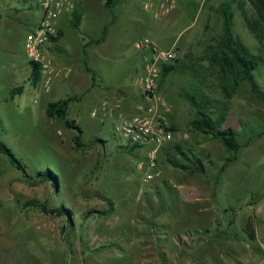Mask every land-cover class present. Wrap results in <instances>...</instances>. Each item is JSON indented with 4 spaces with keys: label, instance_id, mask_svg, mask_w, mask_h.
Returning <instances> with one entry per match:
<instances>
[{
    "label": "rangeland",
    "instance_id": "374dc122",
    "mask_svg": "<svg viewBox=\"0 0 264 264\" xmlns=\"http://www.w3.org/2000/svg\"><path fill=\"white\" fill-rule=\"evenodd\" d=\"M9 1L20 7L26 0ZM105 1H89L81 30L63 23L60 45L65 50L48 51V58L55 64L70 63L82 76H90L81 37L100 36L111 20ZM224 1L176 0L170 13L155 17L154 7L147 9L145 0H119L113 7L119 21L90 63L101 76L100 87L112 91L140 78L142 60L134 44L144 36L156 37L162 44L173 39L176 59L188 61L185 58L192 54L204 60L205 48L221 34L219 6ZM8 3L0 0V13L7 12ZM246 8L251 14L248 0ZM233 11L236 34L251 49L264 48L236 4ZM33 12L41 15L40 8ZM12 20L18 29L8 23ZM146 20L152 25L137 24ZM166 29L164 37L155 32L163 34ZM26 34V24L15 19H7L0 33V135L26 164L24 173L0 153V264H180L179 253L229 255L235 252L234 243L240 242L249 243L250 254H258L257 239H264V101L248 83L238 88L225 123L238 130L243 147L238 159L221 173L225 148L189 125L195 109L182 96V89L192 86L191 72L181 68L170 72L158 93L172 106L174 138L159 150L160 175L146 180L139 166L146 161L148 146L134 151L122 148L123 136L114 129L118 112L111 113L103 104L115 105L100 100L95 106H83L87 99L83 94L71 102L68 118L84 128L85 145L80 148L74 142L76 131L64 119L46 115L49 101L81 94L84 86L54 80L47 91L42 76L34 83L24 48ZM255 75L264 87V65ZM21 85L23 92L12 96L11 90ZM83 107L86 112L96 111L91 116L100 111L106 115L99 123L90 122ZM95 136L107 143L92 145ZM178 146L189 155L193 150L202 156L206 172L191 174L175 167L169 158L185 162ZM48 167L58 176L57 186L51 180L37 182L38 171ZM104 196L114 202V210L105 214L108 201ZM32 200L49 208L64 205L70 216L45 213L30 206ZM248 220L253 223L255 239L247 232ZM240 250L245 252V248Z\"/></svg>",
    "mask_w": 264,
    "mask_h": 264
},
{
    "label": "trees",
    "instance_id": "16d2710c",
    "mask_svg": "<svg viewBox=\"0 0 264 264\" xmlns=\"http://www.w3.org/2000/svg\"><path fill=\"white\" fill-rule=\"evenodd\" d=\"M251 2L250 12L254 19L258 22L257 26L252 24V16L246 8L247 0H225L219 6V13L222 17V31L219 38L208 45L204 50V60L193 58L192 54L188 55L187 60L175 59V63L162 64V77L160 86L164 85L167 76L173 70H189L193 77L192 86L190 88L182 89V96L195 109V116L189 121V125L196 130H199L212 138L218 140L227 152L224 162L220 167L222 173L231 163L235 162L239 157V152L243 147L239 139V132L237 129L225 126L231 109V103L234 95L242 83H248L252 92L262 101H264V87L258 82L255 71L264 65V48L255 51L251 49L235 31L234 21V4L241 10L246 17L249 28L257 35L261 43L264 44V0H248ZM118 0H107L105 3L107 8L111 9L113 14L111 22H109L103 29L102 34L98 38H90L85 45L99 44L105 41L110 32L111 26L117 20V14L114 13L113 7ZM1 13H0V27H1ZM81 12L75 9L72 13L71 25L79 28L81 22ZM62 34L59 30L57 40ZM31 64V79L34 83H38L41 79L40 68L37 64L30 61ZM92 73L93 85L96 84L97 74L88 68ZM24 87L17 86L11 90L12 96L23 92ZM218 93L219 96H214L210 92ZM78 95H70L64 98L49 101L45 108V113L48 117L64 119L68 127L73 128L76 133L74 135V142L77 148L85 145L82 141L84 128L81 124L76 123L75 120L69 119V109L71 102L78 100ZM107 140L95 136L91 140L92 145L106 144ZM138 145L122 146L129 151H134ZM180 149V147L178 146ZM181 150V149H180ZM191 155L181 150L185 157V162H180L178 159L169 158V161L175 166L179 167L191 174H203L206 172L205 160L202 156L190 151ZM0 153H4L10 160L11 164L17 169L26 172V164L16 154L6 142H4L0 135ZM210 161V160H209ZM32 179L31 176H28ZM36 178L37 182H45L51 180L55 186L58 183L57 174L50 168H43L38 171ZM108 201V209L103 214L114 210V202L104 196ZM30 206L37 207L45 213L51 215H67L70 216L69 209L60 205L54 208H49L44 202L32 200L28 203ZM86 213L84 216H87ZM233 220L230 221V224ZM63 231L66 227L63 226ZM205 233L210 230H203ZM247 232L251 239L256 238V232L251 220L247 222ZM225 233H227L225 231Z\"/></svg>",
    "mask_w": 264,
    "mask_h": 264
},
{
    "label": "built area",
    "instance_id": "2783aa9c",
    "mask_svg": "<svg viewBox=\"0 0 264 264\" xmlns=\"http://www.w3.org/2000/svg\"><path fill=\"white\" fill-rule=\"evenodd\" d=\"M43 14L39 22L27 33L24 48L27 57L40 68L47 91L50 84L63 75V70L48 58V46L59 35L60 19L72 15L77 8L78 0H39ZM145 7H154V16L170 13L176 7V0H145ZM136 47L145 54V73L142 77L143 99L132 114H126L115 107L104 109L116 110L117 122L115 131L123 136L124 145L148 146L146 161L140 164L145 170V179H153L160 175L158 167L159 150L174 138L171 120L172 106L163 95L158 93L162 77V64L172 62L177 57L175 46L163 49L155 40L144 36L136 42ZM110 113V112H109ZM96 115V111L92 112Z\"/></svg>",
    "mask_w": 264,
    "mask_h": 264
},
{
    "label": "crops",
    "instance_id": "0c3cea01",
    "mask_svg": "<svg viewBox=\"0 0 264 264\" xmlns=\"http://www.w3.org/2000/svg\"><path fill=\"white\" fill-rule=\"evenodd\" d=\"M5 1L7 3L9 2L8 3L9 6H8V10L5 14L1 13L2 16H1L0 33H1V30L3 28L5 21H7V19H15L20 24H26L27 33H28L39 22L42 14H43V10L40 6L39 0H26L23 3V5H21L20 7L12 6V3H10L9 0H5ZM89 1L90 0H78L77 9L80 10L81 15H82L79 28H75L71 25L72 15H66L60 19L59 30H61L62 34L60 35V37L57 40H55V39L52 40V42L48 46V51H52V50L64 51L65 50L64 46L60 45V38L65 34V30L63 29V23L67 22L66 24H68L69 27L76 29V30H81V27L84 23V8L88 7ZM106 2H107V0L104 2L105 7H106V5H105ZM118 2H119V0H118ZM34 8H40L41 15L37 16L36 13L33 12ZM127 11H129L131 13V8H128ZM112 17H113V14H112ZM111 20H112V18H111ZM111 20L109 22H111ZM12 21L13 22H8V23H10V25L14 29H18L17 28L18 24H16V22L14 20H12ZM118 21L119 20H118V16H117L116 22L111 27H114L118 23ZM146 21H147L146 23H145V21H143V22L140 21V23L137 22V24H140L141 27H145V25L147 27L149 25H152V23H150L149 20H146ZM110 30H111V28H110ZM166 31H168V29H166L163 32V34H159V32H157L155 30L156 34H158L162 37H164V33ZM26 35H25V38H26ZM100 36H98V37H100ZM98 37L90 36V35H83V37H81V47H82L84 65H85V69L90 73V76H88V77L82 76L80 74L79 69H77L76 67H74L70 63H64L63 62L64 64L63 63L55 64L63 70V75L61 77L57 78L56 81L71 82L76 87L84 86L83 93H81V94L74 93L73 94V95H78L80 97L78 100L81 99L82 94L84 95L83 99L87 96V99L84 102L85 105H83V106H89V107L91 105L95 106L101 100L103 102L107 101L111 105H115L117 107L116 108L117 110H122L126 114H132L137 110L138 104L142 100H144L143 99V93H142V91H143V89H142V87H143L142 77L145 73V54L143 51L139 50L136 47V42L139 39L135 42L134 48L136 49V52L140 55L141 60H142L143 73L140 76V78L137 80L132 79L128 84H126L124 86H118L117 88H114L112 91L110 90V88H109V90L104 91L100 87L99 78L101 76H100L99 72L97 71L98 69L92 65L90 66V63H91L93 56L100 49V47L105 45L108 42V40L110 39V32H109L108 37L105 41H103L99 44H95V43L90 44L89 46L86 47V51L84 48L86 45V42L90 38H98ZM25 38H24V42H25ZM153 39L158 44V46L163 48V49H170L175 45L173 39L170 41H166V43H164V44H162L160 42V39H158L156 37H154ZM86 65L88 66L89 69H91L92 71H94L97 74V81H96V84H94V85H93V81H92V73H91V71H89L87 69ZM42 80H43V78H42ZM82 110L85 114L84 116L87 117L86 119L90 122L92 121V122H98L99 123L101 118L106 115L105 111L104 112L100 111L97 116H91L92 110H91V112H90V110L88 112H86V110H88V109H86L85 107H83ZM107 114H110V113L108 112ZM111 123H112V126L114 127L113 122H111ZM224 237L225 236H222L220 238L223 239ZM196 238L195 239H194V237L192 238L194 242L196 241ZM200 239H201V237H200ZM257 241H256L257 242L256 244H258L257 245V253H258L257 255L250 254L248 252L247 249H249V243L245 244L243 242H240V243H234L235 247H233V248H236V249L234 250L235 252L230 253L231 255L230 254L228 255L227 253L224 254L222 252H220L218 254L202 253L204 255L195 254V253L192 254V253L188 252V253H179V255H178L179 259L178 260L182 261V263H180V264H202L203 261L206 263L208 262V264H264V239L260 240L258 238ZM238 248H245V252L241 251V250L238 251Z\"/></svg>",
    "mask_w": 264,
    "mask_h": 264
}]
</instances>
